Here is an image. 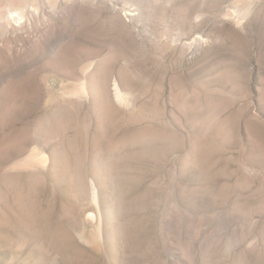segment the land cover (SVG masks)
I'll return each instance as SVG.
<instances>
[{"label":"rangeland","instance_id":"1","mask_svg":"<svg viewBox=\"0 0 264 264\" xmlns=\"http://www.w3.org/2000/svg\"><path fill=\"white\" fill-rule=\"evenodd\" d=\"M0 264H264V0H0Z\"/></svg>","mask_w":264,"mask_h":264},{"label":"bare ground","instance_id":"2","mask_svg":"<svg viewBox=\"0 0 264 264\" xmlns=\"http://www.w3.org/2000/svg\"><path fill=\"white\" fill-rule=\"evenodd\" d=\"M127 13V12H126ZM128 14H130V12H128Z\"/></svg>","mask_w":264,"mask_h":264}]
</instances>
